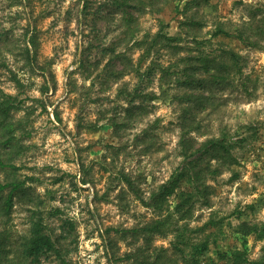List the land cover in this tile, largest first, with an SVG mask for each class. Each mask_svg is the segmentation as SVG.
Returning <instances> with one entry per match:
<instances>
[{"label": "rangeland", "instance_id": "374dc122", "mask_svg": "<svg viewBox=\"0 0 264 264\" xmlns=\"http://www.w3.org/2000/svg\"><path fill=\"white\" fill-rule=\"evenodd\" d=\"M114 1L20 0L10 6L11 0H0V94L15 95L20 106L13 119L22 120L26 132L25 148L16 159L22 166L21 178L35 177L27 184L31 194L44 200V208H61L62 214L47 218L57 234L63 230V220L74 221L71 264H111L116 259L115 264H139L162 248L169 249L162 254H173L174 228L186 221L189 226L181 231L194 238L206 232L219 234L213 235L217 244L207 252L217 264H224L219 252L232 247L247 249L251 259L258 258L264 238L238 230L243 221L264 226V35H257L264 29V0H209L193 10L186 8L188 0H169L160 12L143 0L133 1L138 8H147L136 10L139 39L151 34V40L161 30L176 35L182 30L181 21L190 16L203 22L202 38H212L219 22L247 28L251 36L250 43L215 37L212 47L204 49L227 47L242 54L249 91L217 86L208 101L214 104L197 112L204 135L191 133L195 144L215 135L225 134L234 141L244 138L234 149L237 161L208 177L213 193L193 196L192 218L175 216L169 234H155L151 241L145 233L135 238L129 232L124 237L118 230L143 228L169 214L148 206L143 198L149 199L185 158L180 151L183 104L173 99L175 91L156 80L147 90L159 97L145 101L146 108L130 117L129 94L138 77L131 71L121 75L124 61L116 54L126 51L136 63L142 50L130 49L133 41L127 42L123 34V9ZM7 30L5 43L1 36L5 38ZM27 44L32 62L25 55ZM113 45L117 51L106 52L104 48ZM115 120L122 122L120 128L112 125ZM15 199L7 227L19 241L31 225L33 201ZM203 226L206 230H201ZM141 246L143 254L147 252L144 257L137 254ZM126 252H135L132 261L120 259Z\"/></svg>", "mask_w": 264, "mask_h": 264}, {"label": "trees", "instance_id": "16d2710c", "mask_svg": "<svg viewBox=\"0 0 264 264\" xmlns=\"http://www.w3.org/2000/svg\"><path fill=\"white\" fill-rule=\"evenodd\" d=\"M133 1L138 3L139 0L114 1L118 8L123 9L122 22L125 29L123 34L129 38L127 42L133 41L132 46L127 45V47L131 50L135 47L142 50L136 63L131 57L129 58L126 51L116 54V57H121L124 61L120 71L121 75L131 71L138 77L135 87L129 94L130 103L133 105L129 109L130 117L132 118L135 112L146 108L145 101L159 97L156 92L147 90L148 86L156 80L159 81L161 87L175 91L173 99L183 104L182 115L179 116L180 151L185 158L171 178L153 192L149 199L143 198L148 206H153L160 212L167 210L169 214L164 216L165 218H158L147 223L143 228L118 230L124 233V237L129 235V232L135 238L145 233L146 239L151 241L155 234H169L172 229L170 221L175 216L182 220L192 218L196 203L192 200L193 196L209 197L214 188L208 183V177H216L221 173L222 166H231L237 161L234 149L240 141L245 140L244 138L234 141L232 137H226L225 134L219 137L215 135L207 137L200 144L196 141L195 144V138L191 136V133L201 132L202 122L198 119L197 112L214 104L208 101L214 98L217 86L233 85L235 88L243 87V90L249 91L248 82L244 78L242 54L227 47L211 51L204 49L212 47V38L215 37L239 39L248 43L251 36L247 28L238 26L232 28L226 22H219L212 33V38H202L200 32L204 27L203 22L190 16L187 20L181 21L182 30L176 35L161 30L151 40L149 39L151 34L139 39L137 33L141 27L137 11L143 12L147 8L144 6L138 8V4ZM143 1L151 7L152 11L156 12L162 10V4L169 2V0ZM203 2L208 3L209 0H188L186 8L191 10L194 6H201ZM18 3L20 0H11L10 6ZM9 34L10 30H7L5 31L6 37L1 36L5 43L9 40ZM257 35H264V29ZM104 49L106 52H116L117 45ZM25 50L27 59L32 62L33 54L30 44L25 46ZM166 56L169 57L167 63ZM150 58L152 59L148 63ZM137 99H141L142 102H136ZM19 107L15 95L0 94V264H43L46 261L50 264H71L68 257L72 251L70 245L76 241L74 221L68 218L63 220V230L58 234L50 228L47 218L62 214L61 208L59 206L51 210L44 208V200L37 194H31L32 186L27 184L28 179L35 181V177L21 178L22 166L16 163V159L25 148L23 137L26 134L22 120L13 119V111ZM120 124L122 122L116 120L112 123L118 128ZM20 130H23L21 134H19ZM201 134L204 135L202 132ZM125 177L133 186L134 182L128 176ZM185 182L189 185L184 186ZM16 196L29 197L33 201V206L29 209L31 225L19 241L15 238L12 229L7 227L12 217ZM208 224L214 227L219 226L218 222H208ZM188 226L189 222L186 221L181 228L187 229ZM181 228H174L173 254H162V252H169L168 248H162L155 256L147 252L143 254L145 249L141 246L137 254L143 257L147 254V256L139 264H217L214 257L207 256V252L211 250L212 244H217V240L212 238L213 235L219 234L206 232L205 235L194 238L185 231H181ZM201 230L206 229L203 226ZM238 231L243 235L256 234L258 238H264V226H259V224L243 221ZM134 254L135 252H126L125 256H121L120 259L132 261ZM219 254L224 264H264V248L263 253L256 259H251L248 250L241 247H232L229 251L219 252Z\"/></svg>", "mask_w": 264, "mask_h": 264}]
</instances>
